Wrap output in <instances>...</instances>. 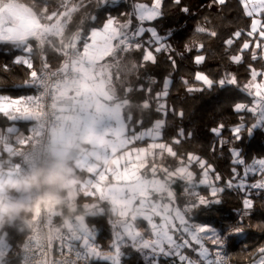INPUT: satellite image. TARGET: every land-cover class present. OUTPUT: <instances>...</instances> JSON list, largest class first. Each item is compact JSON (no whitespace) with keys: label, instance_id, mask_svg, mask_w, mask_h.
I'll use <instances>...</instances> for the list:
<instances>
[{"label":"snow or ice","instance_id":"6c2138e0","mask_svg":"<svg viewBox=\"0 0 264 264\" xmlns=\"http://www.w3.org/2000/svg\"><path fill=\"white\" fill-rule=\"evenodd\" d=\"M117 2L95 0V6L107 11ZM237 2L248 18L246 26L231 32L223 43L229 61L246 66L244 82L229 72L210 77L199 67L188 71L191 80L180 76L188 94L214 88L241 94L238 100L232 97V111L241 122L231 128L218 123L210 129L217 138L212 152L228 146L232 168L225 180L208 160L174 147L190 140L192 132L174 128L175 134L165 139L169 122L185 115L169 103L181 67L177 56L195 66L206 60L204 42L190 40L179 52L170 43L172 29L158 30L170 6L166 0L136 2L120 13L123 20L108 11L99 26L97 17L89 16L87 31L73 23L74 14L88 7L86 0H0V43L23 53L13 63L27 69L26 79L16 87L25 94L0 95V115L30 126L28 133H21L16 124L0 131V156L15 158L13 176L26 161L34 162L51 150L70 155L81 177L77 198L67 202L66 210L73 214L62 224L53 218L64 217L63 209L49 205L22 226L0 228V264H122L130 255L125 249L139 254L146 264H224L229 244L242 242L251 230L264 232V222L250 223L253 190L256 195L264 191V157H254L249 164L240 146L242 132L251 138L256 130H264V0ZM217 4L224 6L226 0H210L209 7ZM172 5L192 15L182 0H172ZM194 34L218 36L201 24ZM49 52L55 54L58 67L52 66ZM161 54L171 71L157 78L148 66L158 65ZM37 56L39 67L34 64ZM7 71L9 65L0 66V72ZM249 114L250 126L244 123ZM225 133L230 134L227 139ZM250 173L261 179L248 182ZM177 185L187 197L182 206ZM202 187L207 192L202 193ZM233 189L244 193L233 222L221 218L213 226L197 220L221 204L222 193ZM89 218L109 225L112 240L107 251L98 243V229ZM188 250L198 258L193 260ZM257 252L264 264V246Z\"/></svg>","mask_w":264,"mask_h":264},{"label":"trees","instance_id":"16d2710c","mask_svg":"<svg viewBox=\"0 0 264 264\" xmlns=\"http://www.w3.org/2000/svg\"><path fill=\"white\" fill-rule=\"evenodd\" d=\"M29 2V0H25ZM50 2H58V0H50ZM136 2L150 4L151 0H118L115 5L108 8L107 11L103 7H96L95 0H86L88 7L86 10H81L79 13L74 14L73 23L82 26L85 31L88 30L89 16L97 17V26L103 22L108 14L118 17L120 20L125 19L121 16V12L130 11L133 4ZM182 3L187 5L192 12L191 16H187L179 11V8L172 5V0H166V4L170 5L166 9V14L162 21L157 23V28L162 33H166L168 29H172L173 37L170 41L173 48L182 52L184 44L190 40H196L197 42H204L206 49L205 63L200 66H195L187 61L180 60L177 56V60L180 61V70L175 75V86L171 90L169 97V103L173 104L179 110H183L185 113L183 119L176 118L169 122V127L166 129L167 135L165 139L174 135L172 131L174 128L183 127L186 132L190 131L193 136L190 140L185 141L181 146H174L181 153L194 152L204 159L212 163L216 170L223 176L225 180L230 178L231 175V158L227 152V147L223 151L217 150L215 153L211 151L212 146L216 143L217 138L214 137L210 129L215 127L218 123H223L227 128L240 123L237 115L232 111L233 99H240V95L234 89L224 90L220 88H214L211 91H205L203 93H186L184 87L181 86L180 76H187L188 79H192L188 75V71L192 68L199 67L204 73L210 77L219 78L226 72L237 75L240 82H244V78L247 76L246 66L236 65L229 61L225 54V45L223 41L228 38L229 34L237 28H244L247 23L246 17L241 14L240 7L237 0H226L224 6L213 5L209 7L210 0H182ZM208 17V20L204 18ZM80 19L84 20L83 25L79 24ZM201 24L206 28H212L217 31L218 36L215 38H206L205 34H194L195 27ZM71 26V25H70ZM234 47V46H233ZM17 55H23V53L14 49L11 45L0 43V66L5 64L9 65V71L0 72V95H23L25 93L16 90V87L23 83L26 79V72L22 65H16L13 63V59ZM50 62L53 67H58L59 62L56 59L54 53L49 52ZM159 63L156 66L149 65V74L157 78H162L171 71L166 59V55H159ZM256 67H260L259 63L253 62ZM34 64L39 66V56L34 59ZM253 118L249 114L244 123L251 125ZM13 122L7 120L0 115V129L3 130L9 127ZM21 129H24L25 133H28L29 125L26 122H17ZM229 133H225L227 139ZM243 140L240 142V146L244 149V154L247 158V163L251 164L254 157H264V130H256L253 136L248 137L246 132H242ZM147 144V141L144 142ZM174 163V162H173ZM243 173V167L240 168ZM260 175L249 174L248 182H254L260 180ZM202 193L207 192V189L201 188ZM257 190H253V215L250 218V223L257 224L264 222V191H261L259 195H256ZM176 192L178 195V204L183 205L187 199L182 195V189L179 185L176 186ZM63 198L65 200V191H62ZM244 193L235 189L225 191L221 194V204L214 206V208L206 213L199 214L197 220L199 222L208 223L216 226L217 221L221 218H225L227 221L233 222L235 219L236 211L242 207V197ZM77 198V197H76ZM81 200L83 197L80 198ZM57 209H63L64 217L70 218L72 212L66 210L65 203L55 204ZM32 211L23 215L25 217L32 216ZM59 218L54 219V222ZM91 225H95L98 229L97 241L101 247L107 251L108 246L112 240V233L109 225L103 220H92L89 218ZM17 224L22 226V222L16 218L14 221H6L0 228ZM59 224V223H57ZM20 234H17V243ZM242 242H236L229 244L226 249V256L224 264H260V256L257 249L264 246V232L259 230H251L249 234L241 238ZM206 246L213 247L210 243L206 242ZM130 255L123 259L122 264H146V261L137 253L132 252L130 249H125ZM189 251V255L193 260L198 257L196 253ZM99 264H110L109 261H100Z\"/></svg>","mask_w":264,"mask_h":264},{"label":"clouds","instance_id":"9594fccd","mask_svg":"<svg viewBox=\"0 0 264 264\" xmlns=\"http://www.w3.org/2000/svg\"><path fill=\"white\" fill-rule=\"evenodd\" d=\"M71 173L72 169L63 161L19 179L4 178V174L0 173V225L18 215L29 214L37 204H62L64 198L61 192L69 188ZM33 190L41 195L31 202L8 198L11 193H30Z\"/></svg>","mask_w":264,"mask_h":264},{"label":"crops","instance_id":"0c3cea01","mask_svg":"<svg viewBox=\"0 0 264 264\" xmlns=\"http://www.w3.org/2000/svg\"><path fill=\"white\" fill-rule=\"evenodd\" d=\"M11 122H13V121H11ZM13 124H16L19 127V131L21 133H25L24 129H21L19 124H17V122H13ZM29 127H28V129H29ZM7 128L8 127H6L3 130H6ZM3 130L0 129V131H3ZM14 139L15 138L12 137L10 142L14 143ZM87 142H88V140L86 139L85 143H87ZM0 147H2V145H0ZM17 147H22V146L17 145ZM66 151H70V148L67 149ZM53 154L59 160V162L60 161L65 162L67 164V166L72 169V173H71L72 181H71V184H70L69 188L67 190H65V197L66 198L64 200V203H65V206L67 207V202L70 201V200L71 201H75V199L77 197L75 189H76L77 185L80 183L81 177L76 174V172H75L76 164H75V161L71 158L70 155H63V154H59V153L54 152V151H53ZM15 165H16L15 158H13L11 156H6V155L5 156H0V173L4 174V178H16V179L21 178V177H19L18 174L10 176V173H14L15 172V169H16ZM11 195H14V197H11L12 199H19V200H22V201L31 202V200H30V198H29L27 193H23V192H21V193H11ZM61 195H62V192H61ZM20 216L21 215H18L17 218L19 219ZM56 218H59L58 221H56V223H59V224H62L63 219H69V218H66V217H55V219Z\"/></svg>","mask_w":264,"mask_h":264},{"label":"built area","instance_id":"2783aa9c","mask_svg":"<svg viewBox=\"0 0 264 264\" xmlns=\"http://www.w3.org/2000/svg\"><path fill=\"white\" fill-rule=\"evenodd\" d=\"M25 151H28V150L25 149ZM57 162H59V160L55 157V155L53 154V151L46 150V151H44V153L42 155H40L38 158H36L34 160V162L29 163L28 161H26L25 165L23 166V170L20 173H18V175H19V177L30 175V174L36 172L37 170H39L40 168L50 167L54 163H57ZM15 168H16V165H15ZM27 194H28L29 198L31 199V201L35 200L39 195H41V193L39 191H36V190H33L32 192L27 193ZM49 205L55 207V204H51V203L46 204V205L37 204L35 206V208H33V213H35L39 208L49 206ZM30 217H25V216L21 215L19 217V220L23 224V222L28 220ZM53 219H55V217Z\"/></svg>","mask_w":264,"mask_h":264},{"label":"rangeland","instance_id":"374dc122","mask_svg":"<svg viewBox=\"0 0 264 264\" xmlns=\"http://www.w3.org/2000/svg\"><path fill=\"white\" fill-rule=\"evenodd\" d=\"M22 2L28 3V2H26L25 0H22ZM256 175H259V174H256ZM11 197H14V195L9 194L8 198H9V199H12ZM30 200H31V199H30ZM73 202H74V201H73ZM17 217H18V216L14 217L12 220H10V222L14 221ZM0 226H1V225H0ZM111 233H112V231H111ZM109 262H110V261H109Z\"/></svg>","mask_w":264,"mask_h":264}]
</instances>
